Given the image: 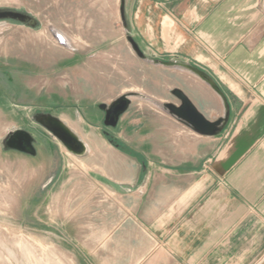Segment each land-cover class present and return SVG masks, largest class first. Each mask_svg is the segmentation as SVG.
<instances>
[{
	"label": "rangeland",
	"instance_id": "obj_1",
	"mask_svg": "<svg viewBox=\"0 0 264 264\" xmlns=\"http://www.w3.org/2000/svg\"><path fill=\"white\" fill-rule=\"evenodd\" d=\"M164 2L0 0V264L136 261L114 255L121 248L114 223L125 212L121 187L101 175L99 160H114L113 149L126 148L103 126L98 105L129 94L132 106L156 109L151 94L178 103L169 89L192 97L200 89L194 75L151 64L162 58L149 44L160 41L156 24ZM37 115L60 120L83 152H69ZM17 130L33 138L34 156L7 147ZM86 140L96 149L89 156Z\"/></svg>",
	"mask_w": 264,
	"mask_h": 264
},
{
	"label": "crops",
	"instance_id": "obj_2",
	"mask_svg": "<svg viewBox=\"0 0 264 264\" xmlns=\"http://www.w3.org/2000/svg\"><path fill=\"white\" fill-rule=\"evenodd\" d=\"M163 5L160 41L149 44L162 58L151 64L197 77L193 97L180 87L169 94L181 90L206 119L224 122L217 135H200L161 109L179 102L151 94L159 110L130 104L113 128L126 149L97 138L114 151V160L100 155L101 175L121 187L125 212L114 223V255L132 264H264V0ZM93 144L86 140L88 156Z\"/></svg>",
	"mask_w": 264,
	"mask_h": 264
},
{
	"label": "water",
	"instance_id": "obj_3",
	"mask_svg": "<svg viewBox=\"0 0 264 264\" xmlns=\"http://www.w3.org/2000/svg\"><path fill=\"white\" fill-rule=\"evenodd\" d=\"M128 41L134 52L137 54V56L140 58H145L143 53L138 48L137 44L134 42V40L128 37ZM192 72L198 75L201 79L206 80V77L197 70L193 69ZM171 94L173 97H175L178 100L179 105L176 106L171 103L163 104L161 108H163L164 111H166L168 114H170L177 120L183 122L190 129H192L194 132L200 135L215 136L221 132L222 125L224 122L223 119H218L216 121H209L208 119H206L204 115H202V113H200L197 110V108L190 101V99L179 89L172 90ZM129 96H130L129 94L122 95L117 99H115L114 101H112L109 105H105V104L98 105V109L104 113L103 125L106 128L113 129L117 126L119 118L128 110L131 104ZM37 116H48L51 119L58 120L57 118H54L49 115H37ZM35 120L48 132H50L54 137H56L69 152L73 154H81L83 152L84 147L83 150L78 153L75 152L74 150L68 149L66 146V144H70L75 147L76 143H80L76 137L75 139H73L70 135H68L66 132H63L57 126H52V125H50V127L45 126L43 123L37 120L36 116H35ZM6 145L8 148L14 151L31 156L35 155L33 138L28 132L24 130H17L13 132L8 137Z\"/></svg>",
	"mask_w": 264,
	"mask_h": 264
},
{
	"label": "bare ground",
	"instance_id": "obj_4",
	"mask_svg": "<svg viewBox=\"0 0 264 264\" xmlns=\"http://www.w3.org/2000/svg\"><path fill=\"white\" fill-rule=\"evenodd\" d=\"M16 16V15H15ZM17 20H23L24 17L23 16H16ZM64 42V41H63ZM39 122L43 123L45 126H57L58 128H60L63 132H66L68 135H70L73 139H75V135L73 133H71L61 122L60 120H54L49 118L48 116H41L39 117ZM67 148L70 150H74L75 152H81L83 150V146L80 143H76L75 147L73 145L70 144H66Z\"/></svg>",
	"mask_w": 264,
	"mask_h": 264
}]
</instances>
